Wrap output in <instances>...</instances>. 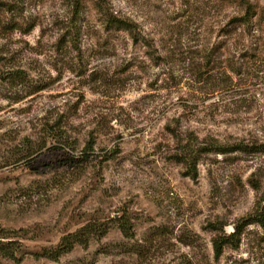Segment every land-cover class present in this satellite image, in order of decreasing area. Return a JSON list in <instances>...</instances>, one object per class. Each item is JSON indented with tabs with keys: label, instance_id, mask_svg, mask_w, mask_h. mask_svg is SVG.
<instances>
[{
	"label": "rangeland",
	"instance_id": "374dc122",
	"mask_svg": "<svg viewBox=\"0 0 264 264\" xmlns=\"http://www.w3.org/2000/svg\"><path fill=\"white\" fill-rule=\"evenodd\" d=\"M247 2L244 29L236 0H0V225L28 251L0 264H264L256 223L212 246L264 193V0ZM207 137L252 148L202 153L193 177L182 148ZM95 221L105 235L34 255Z\"/></svg>",
	"mask_w": 264,
	"mask_h": 264
},
{
	"label": "trees",
	"instance_id": "16d2710c",
	"mask_svg": "<svg viewBox=\"0 0 264 264\" xmlns=\"http://www.w3.org/2000/svg\"><path fill=\"white\" fill-rule=\"evenodd\" d=\"M239 11L234 19V27H247L250 18L251 7L247 0H236ZM109 22L116 27H120L132 32V23L121 18H111ZM245 29V28H244ZM241 37H239L240 39ZM237 68L244 64L243 61H238ZM14 78H18L15 76ZM197 140L198 138L195 137ZM259 150H264V143H260ZM250 145L244 141H235L231 143H221L215 137H207L198 140L197 143H186L182 148L183 160L191 168H194L193 177L197 176V163L199 155L206 152H219L226 153L231 151H247ZM252 148V147H251ZM250 148V149H251ZM259 187V186H258ZM257 187V188H258ZM258 224L264 226V193L257 201L252 212L247 213L233 225V231L227 233L223 228L218 229L216 226L211 225L212 230L215 231V236L212 239V246L216 258L220 257L223 253L225 246L229 245L237 248L242 240V235L245 228L251 224ZM118 225L121 232L131 237L133 234V227L128 220L121 217L118 220ZM21 229H7L0 225V258L10 259L13 262H20L23 257L28 253L27 247L24 245L23 240L25 235L21 233ZM108 232L105 223H87L80 229L67 233L64 235L60 242L52 248H42L40 251L34 252L36 257H45L48 259L57 260L63 254L70 252L76 245H87L93 237L103 236Z\"/></svg>",
	"mask_w": 264,
	"mask_h": 264
}]
</instances>
